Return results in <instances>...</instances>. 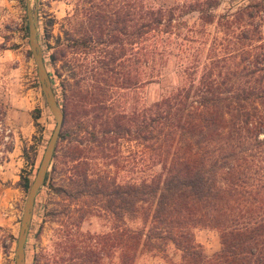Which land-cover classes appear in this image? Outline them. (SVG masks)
<instances>
[{
  "label": "rangeland",
  "instance_id": "1",
  "mask_svg": "<svg viewBox=\"0 0 264 264\" xmlns=\"http://www.w3.org/2000/svg\"><path fill=\"white\" fill-rule=\"evenodd\" d=\"M130 1L31 0L32 7L37 6L38 39L52 87L58 102L67 104L64 132L75 129L79 120L93 119L95 130L87 124V131L96 134L107 117L119 116L123 124L135 117L140 120L151 103L204 78L217 83L243 81V66L251 63L261 69L254 77L264 84V0H142L147 6L174 7L176 20L170 32L154 33V39L137 44L128 38L129 22L116 20L117 16L127 18ZM189 5L195 10L189 11ZM96 12L112 16L107 17L113 22L106 23V29L115 36L104 33L103 44L87 39L91 33L88 16ZM110 26L126 34L111 31ZM155 40L162 54L154 67L155 78L148 81L145 47ZM99 61H107L108 68H101ZM90 89L96 103L88 98L79 102L76 95L85 96ZM54 126L30 50L27 0H0V264H15L28 192L21 181L23 177L33 180ZM80 135L76 141L81 144L72 136L58 139L56 145L58 155L67 152L71 143L78 146V173L137 184L162 170L153 143L125 136L98 144L88 133ZM256 159L261 161L254 157L247 176L252 189L264 185V171ZM52 163L56 164L52 180L35 199L25 243L26 264H79L83 260L84 264H120L123 248L117 234L137 226V220L127 214L118 220L88 197L76 199L61 193L62 188L74 193L77 186L65 178L69 175L63 171L66 157H56ZM193 233L207 256L220 251V228L196 227ZM179 260L180 252L168 245L165 251L139 250L132 264Z\"/></svg>",
  "mask_w": 264,
  "mask_h": 264
},
{
  "label": "trees",
  "instance_id": "2",
  "mask_svg": "<svg viewBox=\"0 0 264 264\" xmlns=\"http://www.w3.org/2000/svg\"><path fill=\"white\" fill-rule=\"evenodd\" d=\"M189 8L195 10L192 5ZM174 10L131 0L127 18L117 16L116 20L129 22L128 38L137 44L142 39H154V33L170 32L176 20ZM107 17L112 16L101 12L88 16L90 42L106 43L104 33L115 36L106 29V23L113 22ZM110 27L111 31L126 34L118 27ZM145 50L150 63L147 80L151 81L162 53L157 40ZM99 63L101 68H108L107 61ZM243 70L245 79L240 82L217 83L204 78L187 90L176 89L151 103L140 120L135 117L129 124H123L119 116L107 117L98 134L93 119L77 121L71 131L67 128L64 132L62 128L59 139L63 141L72 136L76 141L86 132L98 144L129 136L156 145L162 170L137 184L117 183L108 175L76 172L79 149L75 144L71 143L65 153L58 155L54 151L53 159L66 157L63 171L69 175L65 178L72 187L77 186L74 193L63 188L61 193L76 199L88 197L93 205L118 220L124 214L137 220V226L117 234V243L123 248L120 264H132L141 249L165 251L168 245L180 252L175 264H264V185L248 188L247 179L254 157L261 159H256V165L264 171V84L254 77L261 70L256 63L244 65ZM221 87L223 91H218ZM192 88L195 91L191 94ZM85 93L76 95L79 102L88 98L95 104L94 92L90 89ZM59 105L65 124L67 104L63 101ZM87 124L94 130L87 131ZM55 169L52 163L43 185L50 184ZM21 182L24 189H29L30 178L23 177ZM208 226L220 228L221 249L213 256L204 253L193 233L196 227Z\"/></svg>",
  "mask_w": 264,
  "mask_h": 264
},
{
  "label": "water",
  "instance_id": "3",
  "mask_svg": "<svg viewBox=\"0 0 264 264\" xmlns=\"http://www.w3.org/2000/svg\"><path fill=\"white\" fill-rule=\"evenodd\" d=\"M27 19L30 50L36 65L38 79L41 84V90L44 94L48 108L55 119V126L52 130L51 136L44 149L40 164L27 192L16 241L15 264H26L25 243L30 229L35 199L40 188L44 184L46 173L48 172L53 160L54 151L56 149L59 135L64 124V113L53 91L49 72L46 69L42 49L38 39L37 6L32 7L31 0H27Z\"/></svg>",
  "mask_w": 264,
  "mask_h": 264
}]
</instances>
